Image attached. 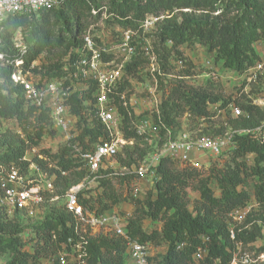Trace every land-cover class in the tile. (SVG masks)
Segmentation results:
<instances>
[{
  "label": "trees",
  "instance_id": "trees-1",
  "mask_svg": "<svg viewBox=\"0 0 264 264\" xmlns=\"http://www.w3.org/2000/svg\"><path fill=\"white\" fill-rule=\"evenodd\" d=\"M104 14L109 15L108 23L133 31L140 41L143 23L158 18L148 36H155L152 45L160 67L154 76L160 79L161 87L162 76L171 67L172 59H183L185 66L194 67L183 55L184 45L204 47L214 54L215 62L237 74L248 72L262 60L256 45L264 42V0H64L58 7L31 16L9 15L0 44L3 55L0 57V166L29 173L30 164L36 163L52 178L55 190L46 195L44 204L50 205L41 220L26 225L0 218V258L8 256L4 264H60L61 254H69L74 264L80 259L85 264H128L125 237L111 233L84 234L75 215L65 204H58L72 187L83 183L78 201L94 213L103 214L125 201L135 206L125 225L128 237L148 247L165 246L160 255L149 257L152 264L231 263L241 246H249L263 236V225L259 222L264 221L262 214H249L244 223L236 225L230 216L235 210L249 207L253 197L264 207V144L251 134L236 135L234 147L224 154L225 164L221 168L212 166L208 174L163 157L157 166L154 189L145 198L134 195L125 198L113 184L115 168L100 169L93 180L98 184V192L93 194L86 188V182L92 179L80 151L93 149L110 135L98 116L97 82L83 79L77 73V62L82 57L83 34L102 20ZM19 29L22 47L17 46ZM104 59L112 56L105 55ZM17 60L22 61L19 66ZM149 63L150 58L139 45L124 66L121 82L111 98L124 138L133 141L123 148L124 155L122 151L116 157L117 163L127 168L137 166L155 149L154 144H161L167 129L173 137L177 136L183 129L181 121L186 113L189 120L203 117L208 121L214 115L210 104L226 108L231 100L213 86L190 85L184 79L165 84L159 114L155 112L148 117L155 125L161 123L165 128H159L161 139L150 144L133 127L132 122L137 118L132 107L125 106L121 98L132 87V79H140V73ZM20 69L40 76V85L63 80L70 92L66 103L76 124L74 136L63 140L55 151L42 147L41 143L61 133L53 125L50 108L34 105L27 98L23 84L13 80V73ZM239 105L245 115L230 118L227 113L229 125L244 129L258 127L264 119V107L250 99L239 101ZM221 129L215 134L222 133L225 126ZM205 133L211 135L210 131ZM144 140L147 145L141 149ZM34 148H39L44 158L34 155L28 160L27 155ZM249 155L252 162L246 159ZM190 189L199 195L193 209L189 206ZM55 196L58 199L51 201ZM146 220L151 221L150 229L145 228ZM25 229L32 231L29 241L21 237Z\"/></svg>",
  "mask_w": 264,
  "mask_h": 264
},
{
  "label": "built area",
  "instance_id": "built-area-1",
  "mask_svg": "<svg viewBox=\"0 0 264 264\" xmlns=\"http://www.w3.org/2000/svg\"><path fill=\"white\" fill-rule=\"evenodd\" d=\"M62 1L64 0H0V44L5 28L4 23L9 15L21 13L31 16L46 8L58 7ZM223 1L230 2L233 0ZM157 21L158 18H153L143 23V33L140 36L141 41L134 37L135 33L131 30H126L118 43L114 44L97 41L90 30H87L83 34L82 57L77 62V73L85 80L94 79L97 82L95 95L97 99L98 116L106 126L110 135L108 139L96 143L93 149L80 151L81 158L86 162L90 170L92 180L98 177L100 169L115 168L113 159L122 152L121 148L123 150L126 145L133 144L132 140L125 139L123 135L122 137L119 136L120 119L116 116V108L111 103V98L112 95L116 93L119 82H121L124 66L137 52L139 45L142 53L150 58L151 71H158L159 65L157 57L153 51L151 38L148 36V34L154 31ZM20 38L21 30L19 29L17 33L18 47H22ZM23 52H25L24 49ZM115 52L122 54L126 63L115 65L111 61L104 59L105 55H111ZM0 57H3L2 53H0ZM21 62L22 61L17 60L16 66H19ZM177 64L179 67L185 66L183 59L177 60ZM156 65L158 68H156ZM206 67L208 70L203 71V78H207L211 82H219L223 79V75L215 68L213 62L208 61ZM226 71L229 72L228 70ZM27 73H24L20 69L13 73L12 78L16 83L23 84L27 98L34 105L37 107L48 106L50 108V116L53 125L58 128L64 141L70 140L74 136L72 127L74 120L69 114V108L66 103L70 92L64 87L63 80L48 81L40 85L38 80L36 81L29 75L30 72ZM248 74L251 75L250 80L254 82H257L261 76L264 80V60L258 62V64L248 72L238 74V76L245 77ZM228 76L231 75L228 74ZM125 97L126 93H123L121 98L124 100V105L126 106L129 105V103L126 101ZM251 101L260 106L264 105L263 100ZM213 107L218 113L223 114V125L225 129L222 133L211 135L202 133L194 136L187 129H182L177 136L173 137L170 130L167 129L165 140L157 145L154 144L155 141L161 139L159 128L162 126L165 128V126L161 123L159 126L155 125L148 117H142L135 121L133 120V127L136 129L137 133L144 137L147 142L156 146L136 167L134 166L136 176L155 179L157 175V166L163 157H170L181 164L198 167L201 163L199 161L200 156L208 155L216 158L224 156L229 149L234 147L236 135L251 134L252 137L260 140L264 144V119L258 127L253 129L233 128L227 121V113L230 112L229 114L234 118L245 115L239 102L235 99L230 100L226 108H219L218 104L209 105V108ZM156 113L159 114V106L158 109L156 108ZM200 120L205 121V118L202 117ZM31 151L40 158H44L41 153L37 152V148ZM28 155L27 159L30 160ZM83 185L84 184L81 183L72 187L65 197V206L67 210L75 215L80 226L86 225L90 228H109L112 234L123 236L127 239L129 255L128 264H152L149 258V247L128 237L125 231L128 217L119 212L110 214L93 213L79 203L77 195ZM54 190L52 178L36 163L30 164L29 173H22L19 168L15 167L8 169L0 166V207L9 215L21 210H31L34 212V210L40 208V206L46 202L47 193H53ZM56 199H58L57 196L52 197L51 201ZM243 212L244 209L233 211L230 215L231 219L234 222L241 221ZM81 232L84 233L87 231L81 229ZM232 236L234 237V233ZM241 254L242 256L236 253L229 264L252 263L253 260L247 252ZM68 255L69 254H61L59 259L60 264H74L69 260ZM237 255L239 256L238 260ZM76 264H85V262L80 259Z\"/></svg>",
  "mask_w": 264,
  "mask_h": 264
},
{
  "label": "rangeland",
  "instance_id": "rangeland-1",
  "mask_svg": "<svg viewBox=\"0 0 264 264\" xmlns=\"http://www.w3.org/2000/svg\"><path fill=\"white\" fill-rule=\"evenodd\" d=\"M109 15L104 14L103 19L100 20L97 24L92 25L89 27L88 30H90L95 37V39L101 43H107V44H114L118 43L120 38L123 36V33L126 31L122 29L120 26H118L115 23L109 22L108 23ZM151 42L155 40V36L150 37ZM257 50L262 58L264 60V42H259L257 45ZM181 50L183 52L184 57H186L187 60L191 61L194 65L193 68H189L188 66L179 67L177 64L178 59H172L171 61V67L168 68L166 71V75H163L162 78L164 80V86L161 87V83L159 82V78L153 75L154 72L150 69V63L144 68V70L140 73L141 78H133L132 79V87L129 89L128 93H126V101L129 103V105L132 107V110L134 112V118L142 117H149L152 116L156 112V108L158 109V106L160 104L163 91H165V84L175 82L180 79H184L188 84L195 85V86H202V87H208L213 86L215 91L222 94L223 96H226V98H229L231 100L235 99L237 102L239 101H246V99L250 100H263L264 101V80L261 76L257 82H254L253 80H250V74H248L245 77L238 76L235 72H227L218 62H215V56L213 53H209L204 47L200 45H193L188 46L184 45L181 47ZM112 59H108L113 64H124L126 63L125 58L122 54L115 52L114 54H111ZM210 60H213V65L215 68H217L221 74L223 75V79L219 82H211L207 78L202 77L203 71H207L208 68L206 67V63ZM128 62V61H127ZM40 63V62H39ZM160 67V65H159ZM156 68L158 66L156 65ZM28 74V73H27ZM230 74L231 76H228ZM36 81L40 80V76H35L32 73H30ZM28 76V75H27ZM164 88V89H163ZM264 107V105H262ZM210 110L214 113V116L211 117L210 120L201 121L198 120H189L187 117H190L187 113L182 118V128L187 129L189 132H191L194 136L197 134H208L205 133L211 132V134H215L219 132L223 125V114L218 113L215 108H210ZM230 113V112H228ZM229 117L232 116L229 114ZM6 126H9L8 124H5ZM11 127L15 128L14 125L11 123ZM73 131L76 128L75 121L72 123ZM206 130V131H205ZM222 130V129H221ZM123 133L119 132V136L122 137ZM63 142V136H58L56 138H45L41 146L44 148H52L51 150L55 151L60 144ZM132 145V144H131ZM146 141L142 142L140 144L141 149L146 148ZM155 148V147H154ZM40 149H37V152H39ZM122 155H124V150ZM40 153V152H39ZM35 153L31 151L29 153V158L33 157ZM252 156L249 155L246 159L248 162H252ZM141 161V160H140ZM199 161L201 162L199 166L197 167L200 169L203 174H208L210 168L212 166H216L217 168H221L225 162L227 161L226 156L222 157H210V156H200ZM113 163H117L116 158L113 159ZM118 164V163H117ZM118 166V167H117ZM115 167L116 173L115 176H113V184L115 187L122 193V195L127 198L130 196H138L140 198H145V196L148 194V192L153 191L154 189V179L153 178H147L143 177L140 178L136 176L134 170L135 168H127L124 166H121L118 164ZM179 166H186V164H181L179 162ZM136 167V166H135ZM127 176V178H126ZM124 177V178H123ZM212 187L216 188L215 183L211 184ZM86 188L88 190H91V192L94 194L98 192V184L93 181L89 180L86 182ZM216 194H219V190L215 191ZM57 200V199H56ZM199 200V195L196 191L193 189L189 190V206L191 209L194 208L197 201ZM58 204H65V199L63 198L60 201H57ZM50 204H43L40 206V208L34 210L32 212L31 210H21L18 212V215L14 214H7L1 207H0V218H4L6 221L14 220L22 224H30L32 222L41 220V218L44 216V214L48 211ZM120 210H123L124 212L120 211L122 215H125L126 217H130L133 214L135 206L129 201L122 202L120 205ZM242 219L239 222H234V225L236 224H242L245 222V220L248 218L249 214H253V216H257L259 214H262L264 216V207H260L259 204L256 203L254 197L251 200L249 207L244 209V212L242 213ZM17 219V220H15ZM259 222L263 225V236L260 237L256 242L252 243L249 246H241L239 248V251L237 252L238 255H241V253L244 254V252H247L249 256L252 258V263L254 264H264V250L259 251L261 248H264V221L259 220ZM152 227L151 221L146 220L145 221V228L150 229ZM81 229L86 230L87 232H91L93 229L89 226L82 225L80 226ZM32 235L31 229H25L22 233L21 237L24 241H29V238ZM150 256H157L160 255V251H162V247L158 246H150L148 248ZM7 254V253H5ZM237 255V260L239 256ZM240 256V257H241ZM8 256L4 255L2 258H0V264H4L7 260ZM48 264V263H47Z\"/></svg>",
  "mask_w": 264,
  "mask_h": 264
},
{
  "label": "crops",
  "instance_id": "crops-1",
  "mask_svg": "<svg viewBox=\"0 0 264 264\" xmlns=\"http://www.w3.org/2000/svg\"><path fill=\"white\" fill-rule=\"evenodd\" d=\"M211 62H213V60H210ZM118 164L116 163L114 167H116ZM118 167V166H117ZM104 169V168H103ZM134 169V167H133ZM149 178V177H147ZM91 211V210H90ZM120 211L124 212L123 210H120V207L119 205H116L114 208L106 211V212H103L104 214H110V213H113V212H119L121 213ZM92 212V211H91ZM94 213V212H93ZM93 230L91 232H84V233H89V235H92V236H95V235H98V234H108V233H111V231L109 230V228H100V227H91ZM112 234V233H111ZM153 246V245H151ZM150 247V246H149ZM159 248L162 247V251H160L159 253H162L165 251V246H158Z\"/></svg>",
  "mask_w": 264,
  "mask_h": 264
}]
</instances>
